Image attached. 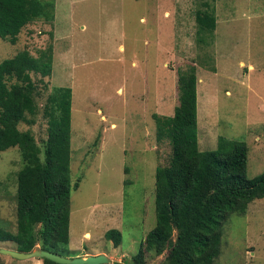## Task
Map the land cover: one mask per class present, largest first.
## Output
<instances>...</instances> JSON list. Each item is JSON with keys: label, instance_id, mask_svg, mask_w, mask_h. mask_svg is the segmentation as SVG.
I'll list each match as a JSON object with an SVG mask.
<instances>
[{"label": "rangeland", "instance_id": "rangeland-1", "mask_svg": "<svg viewBox=\"0 0 264 264\" xmlns=\"http://www.w3.org/2000/svg\"><path fill=\"white\" fill-rule=\"evenodd\" d=\"M41 1L53 17L29 22L14 44L0 37V61L51 47V74L31 72L38 109L27 116L34 121L18 124L41 148L47 96L71 88L70 181L78 185L71 186L69 250L132 264L144 247L155 224V169L168 164L171 151L167 139L156 140L154 115L173 113L178 72L189 65L201 149H215L218 136L245 141L247 176L264 171V0H214L216 26L207 34L197 31L200 0ZM22 166L18 147L0 152V227L11 231ZM111 228L121 231L117 246L104 236ZM0 249L17 246L2 241ZM167 251H146L144 264H162ZM0 264L43 261L0 252ZM213 264H264V198L228 217Z\"/></svg>", "mask_w": 264, "mask_h": 264}, {"label": "trees", "instance_id": "trees-1", "mask_svg": "<svg viewBox=\"0 0 264 264\" xmlns=\"http://www.w3.org/2000/svg\"><path fill=\"white\" fill-rule=\"evenodd\" d=\"M212 2L200 0L202 7L195 11L199 34L215 29ZM47 4L0 0V37L14 44L29 22L53 17ZM51 70L50 46L37 56L23 49L0 61V152L16 146L23 161L16 178V229L0 227V242H13L21 252L38 246L67 256L71 186L78 185L70 181L71 88L54 87L47 96L43 109L47 138L42 148L30 130L18 127L20 122L32 124L27 115L34 116L38 109L31 72L42 79ZM196 82L193 65L181 69L173 113L154 115L156 140L169 141L170 158L167 165L155 169V224L146 234L144 247L132 256V264H144L143 255L150 249L168 250L162 264H213L228 217L245 213L251 201L264 198V171L253 177L246 174L245 141L218 136L215 149H201ZM104 236L114 246L122 238L116 228L106 230ZM41 259L43 264H60Z\"/></svg>", "mask_w": 264, "mask_h": 264}, {"label": "water", "instance_id": "water-1", "mask_svg": "<svg viewBox=\"0 0 264 264\" xmlns=\"http://www.w3.org/2000/svg\"><path fill=\"white\" fill-rule=\"evenodd\" d=\"M1 253L9 254L10 256L18 259L28 258H47L60 264H104L109 262V258L103 254L88 255L86 257H67L55 254L51 251L44 249H33L30 252H21L11 249H0Z\"/></svg>", "mask_w": 264, "mask_h": 264}, {"label": "crops", "instance_id": "crops-1", "mask_svg": "<svg viewBox=\"0 0 264 264\" xmlns=\"http://www.w3.org/2000/svg\"><path fill=\"white\" fill-rule=\"evenodd\" d=\"M197 134H198V130H197ZM198 142H199V144L201 143L200 142V139H199V135H198ZM202 145V144H201ZM203 146V145H202ZM203 147H205V146H203ZM87 235V234H86ZM70 252H69V255H67V257H76V256H80V257H86V256H88V255H97V254H105L104 252H102V251H91V252H85V253H74V252H72L71 250H69Z\"/></svg>", "mask_w": 264, "mask_h": 264}]
</instances>
